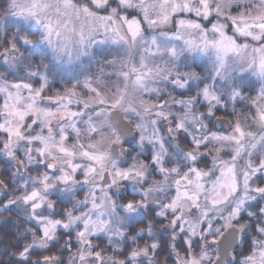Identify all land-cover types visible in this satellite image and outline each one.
I'll return each instance as SVG.
<instances>
[{
	"label": "snow or ice",
	"instance_id": "obj_1",
	"mask_svg": "<svg viewBox=\"0 0 264 264\" xmlns=\"http://www.w3.org/2000/svg\"><path fill=\"white\" fill-rule=\"evenodd\" d=\"M0 9V264H264V0Z\"/></svg>",
	"mask_w": 264,
	"mask_h": 264
},
{
	"label": "flooded vegetation",
	"instance_id": "obj_2",
	"mask_svg": "<svg viewBox=\"0 0 264 264\" xmlns=\"http://www.w3.org/2000/svg\"><path fill=\"white\" fill-rule=\"evenodd\" d=\"M0 236H3V233L0 232ZM11 240H13V237L12 236H8V237H5V242H10ZM0 247H3V245H0Z\"/></svg>",
	"mask_w": 264,
	"mask_h": 264
},
{
	"label": "trees",
	"instance_id": "obj_3",
	"mask_svg": "<svg viewBox=\"0 0 264 264\" xmlns=\"http://www.w3.org/2000/svg\"><path fill=\"white\" fill-rule=\"evenodd\" d=\"M3 11V9H0V12H2Z\"/></svg>",
	"mask_w": 264,
	"mask_h": 264
}]
</instances>
